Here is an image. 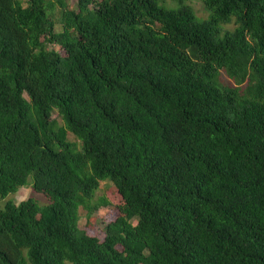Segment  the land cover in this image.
<instances>
[{"label": "trees", "instance_id": "1", "mask_svg": "<svg viewBox=\"0 0 264 264\" xmlns=\"http://www.w3.org/2000/svg\"><path fill=\"white\" fill-rule=\"evenodd\" d=\"M203 1L0 0V264H264V0Z\"/></svg>", "mask_w": 264, "mask_h": 264}, {"label": "rangeland", "instance_id": "2", "mask_svg": "<svg viewBox=\"0 0 264 264\" xmlns=\"http://www.w3.org/2000/svg\"><path fill=\"white\" fill-rule=\"evenodd\" d=\"M190 3L197 15L201 18H206L209 15V10L205 7L203 0H186ZM226 27L233 28L234 24L225 25ZM222 79L226 82H229L230 79L227 74H222ZM27 96V94H26ZM52 118L55 119V127L61 126L64 124L63 119L59 115L58 111L54 109L52 111ZM69 139L73 140L77 143V146L81 148V141L75 137L72 133L69 134ZM32 178L29 179V184L26 186H22L19 188L18 192L14 195H11L17 202H20L29 196L36 197L41 204H45L49 202V198L41 192L35 191L31 183ZM105 196L111 202L108 206H102L99 208L92 217L88 218L86 216V211L81 208V217H80V226L89 233L99 236L100 238L104 237V231L102 229V220L105 221H112L115 220L118 216L124 213L125 203L119 194L116 186L109 180L101 181L100 188L96 192V197ZM28 264H30L28 262Z\"/></svg>", "mask_w": 264, "mask_h": 264}, {"label": "bare ground", "instance_id": "3", "mask_svg": "<svg viewBox=\"0 0 264 264\" xmlns=\"http://www.w3.org/2000/svg\"><path fill=\"white\" fill-rule=\"evenodd\" d=\"M1 219V218H0ZM5 221V220H4ZM2 223V222H1ZM9 223L7 222V225H8ZM12 235V234H11ZM16 237V236H15ZM31 238H32V236H31ZM20 241V240H19ZM18 241V242H19ZM87 245V244H86ZM84 246V245H83ZM87 247V246H86ZM75 248V247H74ZM77 251V250H76ZM32 252V251H31ZM33 257V256H32ZM4 260V259H3ZM21 260V259H20ZM102 260V259H101ZM100 262V261H99Z\"/></svg>", "mask_w": 264, "mask_h": 264}]
</instances>
